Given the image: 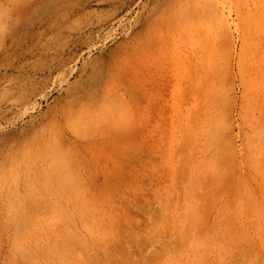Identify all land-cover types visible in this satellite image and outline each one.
<instances>
[{"label": "rangeland", "instance_id": "obj_1", "mask_svg": "<svg viewBox=\"0 0 264 264\" xmlns=\"http://www.w3.org/2000/svg\"><path fill=\"white\" fill-rule=\"evenodd\" d=\"M0 264H264V0H0Z\"/></svg>", "mask_w": 264, "mask_h": 264}]
</instances>
